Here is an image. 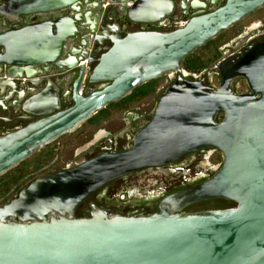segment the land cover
I'll return each instance as SVG.
<instances>
[{
    "label": "water",
    "instance_id": "95a60500",
    "mask_svg": "<svg viewBox=\"0 0 264 264\" xmlns=\"http://www.w3.org/2000/svg\"><path fill=\"white\" fill-rule=\"evenodd\" d=\"M2 1L8 20L65 14L0 34L7 86L24 75L74 68L78 62L69 61L66 42L83 15L88 18L94 10L102 14L108 7L107 0ZM160 1H165V12H159ZM196 5L204 10L171 31L122 35L118 25L106 29L112 46L87 74L89 83L109 82L103 88L79 92L86 70L82 65L71 106L61 108L59 88L50 77L24 103V111L41 117L0 135V176L135 87L178 73L130 148L40 176L0 205V264H264V34L220 64L218 86L187 78L183 68L189 55L263 8L264 0H197ZM173 6L174 0H133L128 18L156 23L172 15ZM237 77L246 80L249 92L233 89ZM203 147L221 151V167L210 178L168 194L158 212L120 215L93 205L90 216L77 217L80 204L105 184ZM213 198L236 206L185 211Z\"/></svg>",
    "mask_w": 264,
    "mask_h": 264
},
{
    "label": "flooded vegetation",
    "instance_id": "af4514ba",
    "mask_svg": "<svg viewBox=\"0 0 264 264\" xmlns=\"http://www.w3.org/2000/svg\"><path fill=\"white\" fill-rule=\"evenodd\" d=\"M107 1L106 5H108V7L102 14L101 11L94 10L95 12L88 18L84 15L82 16V20L78 21L77 30L74 31L72 37L69 38L68 42L65 44V52L72 58V60L69 61L72 63L75 61L78 62L74 68L66 69L64 72L53 68L50 73L44 75L39 74L34 78H29L24 75L19 79L13 80V86H7L6 68L0 65V85L5 86L3 90L0 88V135L24 127L29 122L41 117L24 111L23 105L31 96L39 93L41 89L48 84L49 79H47V77H50L59 88L58 92L61 100V108H67L73 104L72 92L75 82L80 77L82 65H85L86 70L79 88L81 94L90 93L107 85L109 82L89 83L87 80L89 68L93 67L97 63V59L112 46L111 39L105 35L106 29L114 28L115 25H118L122 35H125L127 31L143 29L171 31L181 26L186 18L193 12L204 10L203 7H198L196 5L197 0H174L172 15L170 16L177 17V19H174V17L171 19L167 17L162 21L151 24L142 22L132 23L128 18V6L131 5L133 0H131V2L130 0ZM116 1H118L119 4H117ZM199 1L201 3L203 0ZM163 2L165 1H160L157 6H160ZM224 2L225 0H219V4ZM4 4L5 3L0 0V34L34 22L43 23L65 15L57 11L35 14V17L21 15V21L8 20L3 13L2 7ZM167 7L170 9V5ZM167 9L166 11H168ZM92 24H94L95 29L91 28ZM110 33H113V30H110ZM263 34L264 14L258 20L245 27L242 32H239L234 39L231 40V43H225L217 48L218 58L209 68V71L206 69L208 71H206L207 80L199 76H189L186 73L187 78L199 79L205 83L208 82L206 83L208 85H212L209 79L213 77L218 80L219 85L221 79L219 70L220 64L225 59L243 49L250 40ZM99 38L102 40L100 41ZM165 74L167 75L165 83L160 85L153 84L152 82L158 78L148 81L135 87L127 97L118 101H126L127 107L123 112L124 117H122L121 121L117 124L109 123L94 128H92L93 126L83 128L85 124L92 121L94 116L103 109L100 110L89 121L79 126L73 132L61 136L55 142L33 154L28 158H32L29 163L21 165L28 160L26 159L0 176V178H2L0 183L1 191L6 193L16 192L17 196L22 188L26 187L40 176L75 167L102 153L130 148L136 133L148 124L155 113L156 106L153 107V105L147 101V98L155 94L159 99L178 75L176 72H168ZM232 87L238 93H247L250 91L248 83L242 77L235 78ZM134 101L140 102V105L135 104ZM65 136L69 137L64 139V143H62L60 139ZM52 144H57V146L55 148L48 147L52 146ZM217 153L222 154L221 151L213 147H203L198 151L183 155L177 161H172L158 167L141 169L117 178L100 187L84 200L80 206L87 202V207L83 213L79 214L77 209V217L90 216L93 205L120 215H142L158 212L160 210L161 201L168 194L192 187L210 178L221 167L223 162L222 159L219 164L212 163L215 159L214 154ZM18 166H20L18 171L10 173ZM28 177L32 178L25 183ZM215 199L219 198L210 200ZM206 209L221 208L215 207Z\"/></svg>",
    "mask_w": 264,
    "mask_h": 264
},
{
    "label": "rangeland",
    "instance_id": "374dc122",
    "mask_svg": "<svg viewBox=\"0 0 264 264\" xmlns=\"http://www.w3.org/2000/svg\"><path fill=\"white\" fill-rule=\"evenodd\" d=\"M264 14V7L257 10L256 12L250 14L249 16H247L246 18H244L243 20H241L240 22L236 23L233 27H231L230 29L224 31L221 35L217 36L216 38H214L210 43H208L207 45L199 48L198 50H196V52H194L193 54H191L190 56H188L183 64V68L186 71V73L190 76H199L204 78L205 80H207V76H206V69H208L214 64V62L216 61V59L218 58V50L217 48L219 46H222L225 43H231V40L234 39V37L239 33L242 32L245 27L249 26L252 22L258 20L262 15ZM207 71V72H208ZM167 80V75L164 74L161 77H159L157 80H154L152 83L155 85H160L165 83ZM209 82H211V84L213 86H218V80L216 78H211L209 79ZM208 83V82H206ZM158 97L155 96V94L150 95L147 98V101H149L153 107L156 106ZM146 101V100H143ZM135 104L140 105V102H136L134 101ZM127 104L126 101H122V102H115L111 105H109L106 109H103L102 111H100V113L96 114L94 116V118L92 119V121H90L89 123L85 124L83 126V128H88L90 126H93L92 128L99 126V125H107L109 123H114L117 124L119 121H121V118L124 117L123 116V112L126 109ZM69 136H65L62 139H60V141H62V143H64V139H66ZM57 146V144H52V146H48L50 148H55ZM39 154V153H38ZM214 160L212 161V163H220L223 159L222 154L217 153L214 154ZM217 158V159H216ZM32 160V158L26 160L23 164H27ZM20 165V166H21ZM18 166L16 169H14L12 172L18 171L19 167ZM32 177H28L26 179L27 183L29 181V179H31ZM2 178H0V183ZM14 196H16V192H11V193H6L4 191H1L0 189V204L8 201L9 199L13 198ZM236 206V203L230 200H226V199H215V200H208V201H203V202H199L196 203L190 207H187L185 210L189 211V212H194V211H200V210H204L206 208H229V207H234ZM87 207V202L83 203L79 208H78V214L79 213H83L85 211Z\"/></svg>",
    "mask_w": 264,
    "mask_h": 264
},
{
    "label": "crops",
    "instance_id": "0c3cea01",
    "mask_svg": "<svg viewBox=\"0 0 264 264\" xmlns=\"http://www.w3.org/2000/svg\"><path fill=\"white\" fill-rule=\"evenodd\" d=\"M165 2H163L160 6H159V12L161 13V12H165ZM174 17V16H173ZM172 16H169L168 18H173ZM177 19V17H174V19ZM169 21V20H168ZM178 23V22H177ZM177 23H175V24H177ZM166 25H171V24H166ZM174 25V24H173Z\"/></svg>",
    "mask_w": 264,
    "mask_h": 264
},
{
    "label": "bare ground",
    "instance_id": "6f19581e",
    "mask_svg": "<svg viewBox=\"0 0 264 264\" xmlns=\"http://www.w3.org/2000/svg\"><path fill=\"white\" fill-rule=\"evenodd\" d=\"M186 72V71H185Z\"/></svg>",
    "mask_w": 264,
    "mask_h": 264
}]
</instances>
